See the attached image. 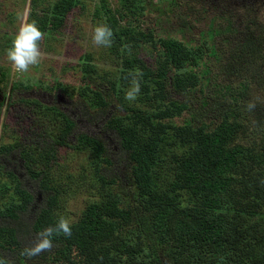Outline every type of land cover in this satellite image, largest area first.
<instances>
[{
  "label": "rangeland",
  "instance_id": "rangeland-1",
  "mask_svg": "<svg viewBox=\"0 0 264 264\" xmlns=\"http://www.w3.org/2000/svg\"><path fill=\"white\" fill-rule=\"evenodd\" d=\"M59 1L0 0V98L4 94L0 146L51 153L48 160L35 153L26 162L29 172L46 177L40 181L18 165L20 151L1 158L0 211L19 203L14 187L21 177L33 195V212L51 193L39 190L43 182L54 189V218L64 216L74 222L91 201L111 197L118 203H133L145 169L152 170V181L159 189L179 192L175 206L189 209L196 198L178 186L168 162L172 153L194 149L196 130L213 132L238 124L223 146L264 154V0H139L134 14L124 12L126 22H113L111 30L120 39L107 48L92 43V32L105 25L106 18L115 19L117 0H74L66 11L55 9ZM25 21H34L44 33L39 42L42 56L38 65L19 73L7 59V50ZM137 70L140 77L132 75ZM166 72L190 80L179 92L170 94L166 86L157 94L156 83L148 77ZM133 79L139 81L140 92L128 101L125 92ZM11 85L16 89L12 105L7 106ZM106 95L111 106L101 117L103 108L95 104ZM250 103L254 107L249 108ZM48 106L59 108L75 123L65 144L54 142L61 119ZM117 126L130 130L136 155L128 156L119 148ZM78 132L99 138L109 162L97 159L83 139L75 140ZM147 140L161 147L143 146ZM257 200L258 212L264 214V198ZM122 232L126 239L136 240L139 257L151 249H164L144 232L128 227ZM19 237L23 248L16 253L7 249V234H0L4 259L0 264H56L51 255L54 246L37 257L21 254L38 238L28 224Z\"/></svg>",
  "mask_w": 264,
  "mask_h": 264
},
{
  "label": "trees",
  "instance_id": "trees-1",
  "mask_svg": "<svg viewBox=\"0 0 264 264\" xmlns=\"http://www.w3.org/2000/svg\"><path fill=\"white\" fill-rule=\"evenodd\" d=\"M117 1L119 6L115 11V19L106 18L105 25L109 28H113L115 21L126 22L124 12L134 14V3L139 2ZM75 3L74 0H60L54 6L57 10L66 11ZM119 39L113 34V40ZM148 80L156 83L153 87L156 92L169 86L171 94L184 89L190 77L166 72L165 75L154 74ZM15 89L14 85L7 89V106L12 105L10 99ZM107 97L102 96L95 104V108H103L100 110L101 117L107 115L111 106ZM3 100L4 94L1 93L0 102ZM31 102L39 103L36 99ZM48 107L61 119L54 142L57 145L65 144L75 123L59 108ZM237 125H226L213 132L196 130L194 149L170 155L168 163L175 174V182L180 188L186 189L189 196L196 198L189 209L175 206L179 192H171L168 188L159 189L152 181V170L145 169L144 174L139 176V197H135L133 203H118L111 197L88 202L79 217L72 222V235L54 237L52 261L56 260V264H264V214L259 213L256 206L257 198L261 201L264 198V183L261 182V177H264V166H261L264 154L252 155L241 147L226 149L223 146ZM115 131L119 148L128 156L136 155L130 130L126 126H117ZM75 135V140L83 139L90 145L97 159L109 162L105 157V146L99 138L84 132ZM172 135L175 139L181 138V134ZM156 145L161 147L158 142L149 143L148 140L143 144L154 148ZM25 148L0 146V164L3 156L20 151L18 161L22 163L18 165L34 176H29L33 180L45 179L39 173L29 172L26 162L32 160L37 152ZM49 153L41 149L36 155L45 161ZM47 189L51 193L47 194L42 206L33 212V195L23 186L21 177L15 179L14 190L20 201L0 211V234L4 232L8 236L7 249L17 250L16 253L22 250L19 234L27 224L34 232L54 226L57 220L51 212L54 189L39 182L40 191ZM26 214L28 216L23 217ZM125 227L144 232L148 240L158 242L159 247L164 246V249L160 252L151 249L139 257L141 249L135 239L125 238L122 232ZM1 256L3 253H0V261L4 262Z\"/></svg>",
  "mask_w": 264,
  "mask_h": 264
},
{
  "label": "clouds",
  "instance_id": "clouds-1",
  "mask_svg": "<svg viewBox=\"0 0 264 264\" xmlns=\"http://www.w3.org/2000/svg\"><path fill=\"white\" fill-rule=\"evenodd\" d=\"M44 33L33 21L22 22L16 35L14 36L11 47L7 50V59L10 61L13 70L19 73H25L31 66L38 65L41 61L42 53L39 42L43 39ZM92 43L99 47H111L113 43V32L107 25H98L92 32ZM132 75L140 77L142 74L137 70ZM140 92L139 81L133 79L130 88L125 92V99L134 101ZM249 108L254 104H248ZM70 237L72 235V222L70 219L60 216L54 226H48L37 232V239L30 247H25L22 255L32 258L37 257L44 252H49L53 248L54 237Z\"/></svg>",
  "mask_w": 264,
  "mask_h": 264
}]
</instances>
